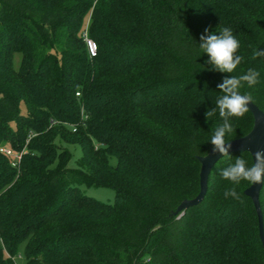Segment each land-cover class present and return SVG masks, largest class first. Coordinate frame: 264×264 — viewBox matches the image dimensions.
Here are the masks:
<instances>
[{
  "label": "trees",
  "instance_id": "16d2710c",
  "mask_svg": "<svg viewBox=\"0 0 264 264\" xmlns=\"http://www.w3.org/2000/svg\"><path fill=\"white\" fill-rule=\"evenodd\" d=\"M223 27L243 57L232 73L199 47ZM256 48L264 0H0V264L21 248L26 264H264L251 183L226 198L221 175L236 157L251 166L249 152L219 159L204 199L172 214L200 191L198 156L222 123L218 109L205 115L217 85L256 69L259 83L240 92L264 111ZM231 122L227 141L254 117ZM62 143L81 147L77 165ZM82 186L110 187L114 200ZM260 203L264 219V183Z\"/></svg>",
  "mask_w": 264,
  "mask_h": 264
},
{
  "label": "clouds",
  "instance_id": "9594fccd",
  "mask_svg": "<svg viewBox=\"0 0 264 264\" xmlns=\"http://www.w3.org/2000/svg\"><path fill=\"white\" fill-rule=\"evenodd\" d=\"M199 47L208 55L207 63L214 65L215 69L221 72L232 73L242 63L243 57L237 54L240 42L230 27H223L219 31V35L206 28L200 36ZM259 57H264V50L253 49L251 58ZM259 77V71L249 68L244 74L238 77H226L222 83L217 85L223 95L217 99V107L205 113L209 118L218 109L222 119V123L215 128L210 140L213 145V153L227 155L232 147L231 143L225 139L228 134L233 132L231 118L243 117L248 112L252 102L251 95L241 94L240 89L245 84L249 88L254 87L259 83ZM252 155L254 163L251 166L244 158L236 157L234 164L221 171L222 177L233 185V187L226 189L224 193L226 198L230 196L237 200L240 199L235 186L239 185L241 181H248L253 185L264 183V151L258 150Z\"/></svg>",
  "mask_w": 264,
  "mask_h": 264
},
{
  "label": "water",
  "instance_id": "95a60500",
  "mask_svg": "<svg viewBox=\"0 0 264 264\" xmlns=\"http://www.w3.org/2000/svg\"><path fill=\"white\" fill-rule=\"evenodd\" d=\"M249 109L254 117L253 127L244 136L229 140V143H231L232 147L229 149L227 154H230L232 152L247 151L252 155L258 150L264 151V111L253 101L249 105ZM212 149L213 147L210 148L209 152L206 155L198 156V159L201 163L199 193L194 198L184 199L179 204L177 209L172 212V214L176 215L188 207L199 204L204 199L208 190V180L210 173L217 161L225 156L220 153H213ZM262 186L263 183L254 185L251 184L245 189V193L252 199L254 203V207L258 215L259 235L262 243L264 244V219L260 203V192Z\"/></svg>",
  "mask_w": 264,
  "mask_h": 264
},
{
  "label": "rangeland",
  "instance_id": "374dc122",
  "mask_svg": "<svg viewBox=\"0 0 264 264\" xmlns=\"http://www.w3.org/2000/svg\"><path fill=\"white\" fill-rule=\"evenodd\" d=\"M21 53L15 51L13 55L14 67L18 69L21 65ZM62 146H65L68 150L71 151L72 157L70 160V165H77L78 158L82 155L81 147L78 144H68L62 143ZM112 162H115V158H112ZM84 192L89 195H92L96 198H99L103 201L112 202L114 200L115 191L110 187L103 186H82ZM15 264H26V255L23 248L20 249V252L14 256Z\"/></svg>",
  "mask_w": 264,
  "mask_h": 264
},
{
  "label": "built area",
  "instance_id": "2783aa9c",
  "mask_svg": "<svg viewBox=\"0 0 264 264\" xmlns=\"http://www.w3.org/2000/svg\"><path fill=\"white\" fill-rule=\"evenodd\" d=\"M85 41L87 43V47L91 56H94L97 53V44L94 39L88 36L87 32H85ZM7 154L13 155V151L10 148H3ZM17 158H20V154H16Z\"/></svg>",
  "mask_w": 264,
  "mask_h": 264
}]
</instances>
